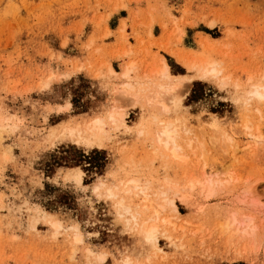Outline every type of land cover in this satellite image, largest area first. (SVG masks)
I'll use <instances>...</instances> for the list:
<instances>
[{
    "label": "rangeland",
    "instance_id": "rangeland-1",
    "mask_svg": "<svg viewBox=\"0 0 264 264\" xmlns=\"http://www.w3.org/2000/svg\"><path fill=\"white\" fill-rule=\"evenodd\" d=\"M256 85L264 0H0V264H264Z\"/></svg>",
    "mask_w": 264,
    "mask_h": 264
},
{
    "label": "bare ground",
    "instance_id": "bare-ground-1",
    "mask_svg": "<svg viewBox=\"0 0 264 264\" xmlns=\"http://www.w3.org/2000/svg\"><path fill=\"white\" fill-rule=\"evenodd\" d=\"M167 65L164 64L162 66V69H161V74L163 75V77L168 80L169 82V87L172 89L174 88L178 81L177 79L175 78H172L168 73H167ZM205 73H209V74H214V70L213 69H210V70H205L204 71ZM123 76L127 77L128 76V69H125L124 72L122 73ZM163 79V78H162ZM163 79V80H165ZM174 79V81H173ZM125 94H128L130 96H137V91H135L134 89H132L130 87V85L126 84V88L125 90L123 91ZM249 94L252 95V96H255L257 97L258 99H264V86H258L256 85L255 88L253 90H250L249 91ZM108 114V113H107ZM108 118L111 120V121H120L122 120V111H117V112H110L109 115H108ZM102 126H103V118L99 117V116H96V117H93L91 119H89V121H87L84 125V128H82L81 130H83L84 132H88V133H95V132H99L102 130ZM80 131V130H79ZM72 132V131H70ZM175 131L172 130V129H169L168 125L167 126H163L162 129L160 130V136L163 137V143L165 146L169 145L170 143H173L174 144V138H175ZM173 150H172V153L175 154L176 152V148L177 146L176 145H173ZM78 181H80V177L78 176ZM113 189V188H112ZM111 189V190H112ZM126 189V188H125ZM113 191V190H112ZM115 191V190H114ZM114 194V193H113ZM126 210H129L130 211V208L129 207H126ZM132 210V209H131ZM130 220H133L135 222H139L138 221V217L136 215V213L134 211H132L130 213V217L127 219V221H130ZM151 220V219H150ZM149 221V219L147 220ZM148 223V222H147ZM146 221H141L140 223V228H139V231L143 237V239L149 243L150 245H154L157 241V237H156V227L155 226H152V225H146L147 224ZM138 224V223H137ZM143 242V240H142ZM153 247V246H152ZM154 248V247H153ZM152 248V249H153ZM150 249V248H149ZM147 251V249H145ZM149 251V250H148ZM142 253V252H141ZM137 254V253H136ZM139 254V253H138ZM141 255V254H140ZM125 257V256H124ZM136 257V256H135ZM130 258V257H129ZM128 257L124 260V264H134ZM133 258V256H132ZM137 258V257H136ZM134 259V258H133ZM139 260L142 259V258H138Z\"/></svg>",
    "mask_w": 264,
    "mask_h": 264
},
{
    "label": "trees",
    "instance_id": "trees-1",
    "mask_svg": "<svg viewBox=\"0 0 264 264\" xmlns=\"http://www.w3.org/2000/svg\"><path fill=\"white\" fill-rule=\"evenodd\" d=\"M74 158H71L70 164L79 165L81 163L87 164L85 170L91 173H100L103 165L104 158L96 157L101 155L98 150H92L90 155H84L78 152L73 153Z\"/></svg>",
    "mask_w": 264,
    "mask_h": 264
}]
</instances>
